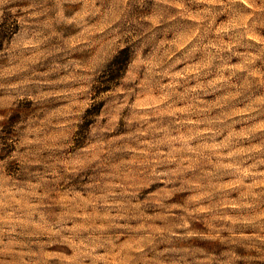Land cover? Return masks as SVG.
I'll use <instances>...</instances> for the list:
<instances>
[{"label": "rangeland", "instance_id": "rangeland-1", "mask_svg": "<svg viewBox=\"0 0 264 264\" xmlns=\"http://www.w3.org/2000/svg\"><path fill=\"white\" fill-rule=\"evenodd\" d=\"M0 264H264V0H0Z\"/></svg>", "mask_w": 264, "mask_h": 264}]
</instances>
